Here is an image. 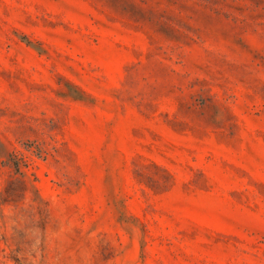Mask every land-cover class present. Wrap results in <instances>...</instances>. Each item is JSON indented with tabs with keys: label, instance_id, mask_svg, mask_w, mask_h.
Listing matches in <instances>:
<instances>
[{
	"label": "rangeland",
	"instance_id": "rangeland-1",
	"mask_svg": "<svg viewBox=\"0 0 264 264\" xmlns=\"http://www.w3.org/2000/svg\"><path fill=\"white\" fill-rule=\"evenodd\" d=\"M0 264H264V0H0Z\"/></svg>",
	"mask_w": 264,
	"mask_h": 264
}]
</instances>
